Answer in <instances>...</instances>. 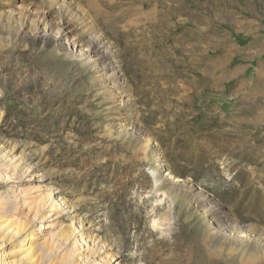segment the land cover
<instances>
[{
  "label": "rangeland",
  "instance_id": "obj_1",
  "mask_svg": "<svg viewBox=\"0 0 264 264\" xmlns=\"http://www.w3.org/2000/svg\"><path fill=\"white\" fill-rule=\"evenodd\" d=\"M53 1L113 24L127 106ZM0 169L58 193L40 264H264V0H0Z\"/></svg>",
  "mask_w": 264,
  "mask_h": 264
},
{
  "label": "bare ground",
  "instance_id": "obj_2",
  "mask_svg": "<svg viewBox=\"0 0 264 264\" xmlns=\"http://www.w3.org/2000/svg\"><path fill=\"white\" fill-rule=\"evenodd\" d=\"M49 8H51L50 10H52V8L56 9L57 14L61 17L62 23L65 26V31H63L61 36H59L60 39L62 36L64 40L68 37V34L72 32L69 30L71 27L72 30H76V27L80 26V29H83L85 33L90 34V39L88 41L89 55L84 58L81 57L83 65L92 70L96 63L100 64L96 79L105 82L109 81V88L113 90V94L116 96L121 97V95L127 94L126 91L128 90V86L124 79L127 75L126 69L124 68V53L121 51L117 43L115 46L108 43L106 38L103 36V34L105 35V32L101 34L99 31L97 32L96 29L99 24L108 25L110 30L113 28V24L109 25V20L102 15L100 9L97 11L96 7L93 8L96 12L95 17L93 16L95 23L91 25L85 16V13L77 9L72 7H68V9L63 6L59 7L55 1L50 4ZM74 10H76L77 13H74ZM78 13L81 14L78 15ZM107 31L108 29H106V32ZM74 45L76 46L77 43ZM69 48H71V46ZM94 57H96V59H94ZM93 61H95L94 65L92 64ZM123 100V105L127 106L126 103L130 102L131 98L125 95L123 96ZM2 174H0V264H40L39 247L41 245L42 248L46 247L49 244V239L53 236H48L45 239L46 234L49 233V231H54L59 228L61 212L59 211L60 205H57L58 200L56 195L58 193H47L49 197L48 201H41L40 199L39 201H33L35 199L28 201L27 199L23 200L22 198H18L13 201H5L8 197L3 196V190L9 184L14 182L13 178L15 177L16 172H12V174H10L5 170V172L2 171ZM28 175V177L31 178V181L29 182H34L36 184L43 183L41 176L39 180L37 176L32 174ZM174 183L179 182L178 180H174ZM39 189H42L41 185H39ZM13 193L16 196H20L15 194V192ZM21 197L27 198L25 195H22ZM5 206L9 209L6 210ZM18 215L21 217L9 220V217ZM87 239H89V237H87ZM90 243L92 242L84 241L83 239L78 242H74L75 246H77V244H84L87 249L91 248ZM80 248L83 249V246ZM77 261L80 262V264L86 263V259L84 258H79ZM106 264L120 263L117 258H111L106 261Z\"/></svg>",
  "mask_w": 264,
  "mask_h": 264
}]
</instances>
